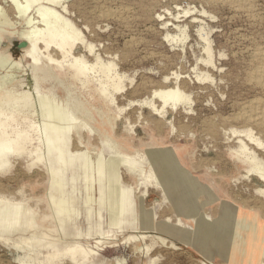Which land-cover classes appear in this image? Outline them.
<instances>
[{
	"label": "rangeland",
	"instance_id": "obj_1",
	"mask_svg": "<svg viewBox=\"0 0 264 264\" xmlns=\"http://www.w3.org/2000/svg\"><path fill=\"white\" fill-rule=\"evenodd\" d=\"M65 1L68 12L58 11L94 52L78 43L72 57L63 61L59 54L63 67L50 68L39 90L33 82L42 76L18 48L27 21L15 18L17 28L5 27L1 37L4 53L22 68H0V80L18 74L36 99L49 95L63 118L55 135L38 109L30 119L49 124L40 126V155L10 156L0 168V197L12 200L13 212L30 213L36 225L26 232L29 218L13 221V243L33 239L19 249L0 242V264H78L84 253H90L85 264H264V183L237 157L246 147L264 167V127L239 120L249 102L264 100L250 79L252 53L264 48V0H250V14L205 0ZM10 3L0 0V7L8 12ZM120 9L119 21L99 18ZM97 56L103 65L74 81L73 57L95 65ZM107 64L115 66L110 73L102 69ZM105 87L107 99L98 92ZM177 87L190 102L168 106L165 116L144 104L153 100L162 108L154 91ZM50 136L66 143L55 151ZM122 152L133 160L125 162ZM156 153L175 167L173 189L152 166ZM150 173L160 184L146 180ZM185 199L192 212L180 207ZM250 222L252 229L244 227ZM205 227L216 231L209 235ZM76 247L75 257L67 253ZM52 254L62 255L52 260Z\"/></svg>",
	"mask_w": 264,
	"mask_h": 264
},
{
	"label": "bare ground",
	"instance_id": "obj_2",
	"mask_svg": "<svg viewBox=\"0 0 264 264\" xmlns=\"http://www.w3.org/2000/svg\"><path fill=\"white\" fill-rule=\"evenodd\" d=\"M205 1H206V3L208 2L212 5H226V6L230 7L232 10H234L235 12H243V13H249L250 14L252 12V9H253L252 3L250 0H205ZM9 2H11V3L7 7L8 12L3 7H0V68H4V69H6V71H8V70L12 71L13 69L14 70H20V68H22V63H14L13 60L11 59V57L9 56L10 54L9 55L5 54L4 53L5 49H3L1 46L2 45L1 37H2V33L5 31V27L8 26V27H12L15 29L17 28L16 25L19 22L15 21L14 20L15 18L27 21V23H26L27 28H25L26 31L23 32V34L21 35L22 42H24L26 44V46L24 48H22L21 51H22V53H24L23 57L25 59H29L32 61L31 68L35 69V71H34L35 74L40 73V76H42L41 78H39L36 75L34 82H33L34 88H37L38 90L40 89L41 83H42L40 80L47 78V75H48L47 71L50 68H53V66L63 67L62 66L63 62L60 61L59 58L57 59L59 54H61L63 56V59H64L63 61H65V59L72 57L73 49L78 43L85 45V47L88 49L90 54H92L94 52L93 46L91 44H88L84 40L82 33L79 31V29H76L74 27L70 18L68 20V18L66 17L67 18L66 19L58 11V9H62L64 13L68 12L69 6L67 5V2L65 0H9ZM73 3H75V2H73ZM80 4H82V3H80ZM81 8L84 9V7H81ZM10 11L12 12V14ZM77 11H78V9H76V12ZM253 11H255V10H253ZM127 12H128V10H127ZM13 13H14L15 17H13ZM32 13H33V15L30 16ZM84 13H87V12H84ZM124 13H125L124 9H120L118 11H116V10L115 11H103L99 15L100 16L99 18H102L104 20H109V21L113 20V19H116V20L119 19L120 20V19H122ZM73 14H75V13H73ZM80 16H81V14H80ZM125 18H127V17H125ZM88 19H89V17H88ZM22 20H21V22H22ZM91 21H93V20H91ZM124 21L127 22L125 19H124ZM94 22H96V21H94ZM251 52H252V50H251ZM209 53H211V52H209ZM42 59L46 60V64H47L46 66H43L41 64ZM252 61L254 63V64H252V65H254V69H253L252 77L250 78L251 82L255 87L261 88L264 90V48L259 47L253 51ZM96 62L97 63L95 65L88 64L86 61H84V59L80 60L78 58L73 57V61L71 62L69 67L72 68V70H73L72 78L74 79V81L77 79L81 80L82 76H85L87 72H89L91 69L95 68V66H97L98 64L103 65V62L101 61V59L98 56H97ZM250 63H252V62H250ZM114 67L115 66L112 64H107V65H104L102 69L104 72L110 73L111 71L114 70ZM5 72H3L1 75H3V74L5 75ZM20 76H22V75H20ZM115 77L119 78V80L121 79V77H119V75L117 73H116ZM115 77H113V78L116 81ZM11 78L12 79L10 81H8L6 78V75H5L0 80V168L8 166V164L10 162L9 161L10 156H17L18 157V156H22V155L27 154V153H30L32 156L33 155H40L38 153H40L41 147L44 144L43 143L44 137L42 136V135H44V133L41 134L42 129H40V126H41V128L45 127V126H43L44 125L43 122L45 123L46 120H47L46 121L47 123H48V120L52 121L53 125L51 127L53 128V130L51 133L55 134V133L59 132V131H57V132H55V131L59 127L60 122L63 118V116H62L63 112L61 111V109L55 107L54 101L49 95L41 94L36 99L35 94L28 89L29 84H28V82H26V80H20L18 74L11 76ZM207 78H209V77H206V79ZM82 79H83V77H82ZM93 79H94V77H93ZM249 85H250V83H249ZM113 87L115 88L116 91H121V89H122L119 86V84H117V83H115V84L113 83ZM98 92L100 93V95L104 96V98H106V99L108 98L107 97V87H105L103 89H98ZM153 99H156V100L158 99L160 102H162L163 103L162 108H158L154 104L152 99H151L152 101L145 102L144 104L148 105L156 113V115H160V116H165V113H166L165 109L168 106L171 107V105H172L173 108H176L177 105H179L181 103H189L190 102L189 98L186 97V95L180 90L179 87L174 88V89H167V90L161 89V90H158L156 92L154 91ZM110 102H111V100H110ZM38 109L40 111L41 118L45 119V121H42V123L39 121H34V120L30 119L31 117L36 116V114L39 113ZM236 119L238 120V118H236ZM236 119H234V120H236ZM239 120H241V122L249 123V124L256 126V127H264V100L263 99H257V100H254L252 102H249V104H247L246 108H244V112L240 115ZM239 120H238V122H239ZM46 125H49V124H46ZM79 126L81 128L83 127L82 122H80ZM46 128L50 129L49 126ZM58 129H60V127ZM68 129H70V128H67V130ZM59 133H61V132H59ZM234 133H235V131H234ZM247 134H248V131H247ZM250 135H251V132H250ZM250 135H248V136L250 137ZM53 137L50 136V139H48L49 137L46 138L47 143L50 145V147L53 150H55V151L58 149L60 150L66 142H62L63 139L60 138L61 139V143H60V140L59 141L54 140V138H59V137H56V136L54 138ZM61 137H63V136H61ZM250 139H251V137H250ZM255 140H254V142H255ZM33 142L38 143V146H36V147L33 146ZM252 142H253V139H252ZM29 145H31V146H29ZM258 145H259V143H258ZM243 147H244V145H243ZM259 147H260V145H259ZM247 149L245 147V148H243L242 153L241 152L238 154L236 153L237 157L242 164H244L246 166L248 165L250 167L249 174H250V172L254 173L257 177L256 179H259L261 182L264 183V167L256 159L247 155V153H248V152H246V151H248ZM122 154L126 159V160H124L125 162H129V161L133 160V159H131V157H132L131 155L123 153V152H122ZM154 156L155 157H153V159H154V163L156 165L154 163L153 164L151 163L152 166L157 167V169H159V168L161 169V171L163 173L162 174V178L164 180L163 182L167 185L166 188L173 189L172 187L177 185L176 180L178 179L177 178L178 175H177V172L175 170V167L173 166V163L165 154H162V153L157 154L156 153V154H154ZM143 157L144 156H142L141 158H143ZM37 158L40 161L43 160L42 156H39ZM95 159H96V157H95ZM140 162L144 163V162H146V160L140 159ZM101 165H102V167H104L103 163ZM114 165H115V163H114ZM98 166H100V165H98ZM102 169H104V168H102ZM119 169H120V167H119ZM100 174H102V173L100 172ZM91 175H93V174H91ZM187 178H188V181H190V184L193 187V189L197 191L199 188H198L197 184L195 183V181L192 178H189V177H187ZM146 180L150 183L156 182V183L160 184L159 178L154 176L153 173L148 174ZM121 196H123V194ZM187 201L188 200H186V202H183V204H180V207L183 210H186L189 212L192 209L190 207V204ZM123 207L124 206H122V208ZM256 207H255V209H256ZM190 212H192V211H190ZM35 217H38V216H35ZM26 218L30 219L31 225H29V227L26 228L25 230L22 229V231L27 232V231H30L31 229L35 228V226H36L31 214L24 211L22 208L16 209V211L13 212L12 200H10L6 197H0V242L4 243L7 246H13L14 245L18 249L21 248L22 244L28 245L29 240H32L33 238H24L23 237V238H20L19 242H16V243L15 242L13 243V238H11V236L13 235V221L18 220V223H20V222L23 223L22 221ZM44 219H47V217H44ZM253 226H254V224H252V222L244 224V227L249 228V229H252ZM18 229L19 230L21 229L20 225H19ZM54 229H56V228H54ZM205 229H206L205 230L206 232L208 231L209 235L213 234V231H216L215 229L208 228V227L207 228L205 227ZM44 235H45V233H44ZM220 235H222V234H220ZM57 253H59V252H57ZM67 253L71 254L72 257H75V255H77L79 253V249L76 247L74 249L68 250ZM61 255L62 254H52L50 256V258H52V260H53V258L59 257ZM89 255H90V253H84V255H83L84 259L83 260L85 261ZM84 261L80 262V263L79 262H76V263L85 264Z\"/></svg>",
	"mask_w": 264,
	"mask_h": 264
},
{
	"label": "water",
	"instance_id": "obj_3",
	"mask_svg": "<svg viewBox=\"0 0 264 264\" xmlns=\"http://www.w3.org/2000/svg\"><path fill=\"white\" fill-rule=\"evenodd\" d=\"M25 46H26L25 43H21V44L18 46V48H19V49H22V48H24Z\"/></svg>",
	"mask_w": 264,
	"mask_h": 264
}]
</instances>
